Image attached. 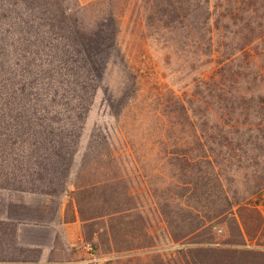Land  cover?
Here are the masks:
<instances>
[{
  "label": "trees",
  "instance_id": "16d2710c",
  "mask_svg": "<svg viewBox=\"0 0 264 264\" xmlns=\"http://www.w3.org/2000/svg\"><path fill=\"white\" fill-rule=\"evenodd\" d=\"M21 1L29 10L37 5L39 18L60 32L61 52L32 51L27 72L17 81L12 73L0 89V188L60 199L97 91L122 55L121 17L135 9L114 5L101 14L92 9L97 2L71 11L61 0ZM146 3L143 28L191 36L194 72L215 65L182 90L135 71L123 53L119 85L106 94L117 127L92 132L65 218L82 221L93 251L114 255L108 264H264V243L247 238L264 237V213L251 198L264 189V158L244 195L224 175L227 163L246 166L250 151L264 157V0ZM6 47L0 75L11 66L6 50L17 52ZM153 211L178 244L172 253L158 247ZM8 218L0 214V264H30L27 253L39 260L40 248L25 244L16 218ZM217 223L229 228L225 241ZM2 254L13 257L4 262Z\"/></svg>",
  "mask_w": 264,
  "mask_h": 264
},
{
  "label": "rangeland",
  "instance_id": "374dc122",
  "mask_svg": "<svg viewBox=\"0 0 264 264\" xmlns=\"http://www.w3.org/2000/svg\"><path fill=\"white\" fill-rule=\"evenodd\" d=\"M63 6L71 11L77 9L78 3L81 5H86L91 2H97L92 9L100 13L102 9L104 12H108L109 7L114 5L116 9H120L122 6L129 7L130 9H135L133 13L131 11H126L122 18V31L120 34V47L123 53L126 55V62L135 71H141L147 76L153 77L155 81H161L162 83H170L177 89L188 90L194 85V78L199 71L205 69L206 73H210L215 63L206 64L196 72L193 71V64L195 62L193 53V42L191 36L189 38H182L181 36H176L175 38L168 37L162 32L154 33L149 29L143 28L142 25L147 24L148 18H146L145 13L147 9L146 0H61ZM36 9V10H35ZM42 10L38 8L37 5L33 6L32 10H29L23 1L21 0H0V54L4 45L13 44L17 52L13 53L6 50L4 53L11 54L9 61L7 58L5 60L11 66L4 67L7 69V73L0 75L2 82H0V89L9 82L8 77L15 73V81L20 80V74L25 69V63H27V56L29 57L32 51H36L44 57H50L56 53H60L61 49L57 48L59 45L60 32L53 30V27L48 26L46 19L39 18ZM95 11H91L94 13ZM90 14V12H88ZM186 41V43H185ZM26 49V50H25ZM10 50V49H9ZM122 55L119 53L117 55L118 65L112 71L108 73L103 85L97 91L94 102L88 113L85 128L83 130L82 136L79 140V149L75 155V161L72 168V172L69 175L66 190L63 194L64 198L68 196L73 188V182L77 175L79 165L81 163L84 152L88 148L90 137L92 132L96 128H101L105 131L114 132L118 118L113 113L112 107L106 99V94L111 93L112 90H116L120 81V69L122 63ZM8 57V56H7ZM42 57V56H40ZM50 69V68H49ZM17 75V78H16ZM119 103V100L116 101ZM0 106L1 103H0ZM260 150L250 151V160L248 159L246 166L234 167L231 163H227L224 167V175L226 176L225 182L227 187L232 190H239L244 195V189L253 183L255 174H259L263 170L258 164V159L264 158ZM243 156L241 155V158ZM236 159V158H235ZM246 161V160H244ZM238 163V159H236ZM45 194H31L23 193L19 190L13 188H0V214L2 217H6L9 213L16 211L12 206V202H20L22 199L26 200L28 203H32L34 207L41 206L45 203L50 205L53 204L52 201H48ZM259 204L260 208L264 213V189L258 194L251 197ZM245 200L242 203L247 204ZM10 203V206H9ZM249 204V203H248ZM24 210H18L13 212L15 215H24L22 219L27 220V218H33L32 213L23 212ZM246 215H250V211H244ZM151 215V230L158 232L160 235L159 248L162 252L172 253L178 246L177 243L168 238V232L164 231L163 220L161 219L158 212H150ZM80 224L78 226L67 227L65 225H57L59 232L62 233L64 240L67 243V239L72 238V240L79 239ZM43 226V225H42ZM251 229L255 230L254 225L250 224ZM223 230L220 231L219 229ZM217 239L219 241H225L229 237V228L226 224L217 223L215 226ZM44 231L48 232V228H44ZM257 235L255 238H248V243L250 245H259V243H264V237H259ZM196 239V238H195ZM69 244V243H68ZM88 245V246H87ZM84 247L83 243L77 242V246H62L58 254H54L53 257L57 259H64L50 262V248H46L44 255L41 256L37 261L35 254L27 253L25 257L31 260L30 264H108L113 254H106L99 250L98 252L93 251L92 246L89 243ZM17 253V252H16ZM5 257L4 262H7L9 257L12 255L2 254ZM23 256V254H22ZM65 259L71 260L70 262H65Z\"/></svg>",
  "mask_w": 264,
  "mask_h": 264
},
{
  "label": "crops",
  "instance_id": "0c3cea01",
  "mask_svg": "<svg viewBox=\"0 0 264 264\" xmlns=\"http://www.w3.org/2000/svg\"><path fill=\"white\" fill-rule=\"evenodd\" d=\"M46 198L49 199L48 201H52L53 204L50 205L48 203H45L41 206L34 207L32 203H28L24 199H22V201H20L19 203L18 202L12 203L13 207L11 208L17 206L19 209L24 210L23 212L32 213L31 217L33 218H27L29 222H26L27 220L22 219L24 215L21 214L15 215L13 212L16 211L9 213V215H13V217L16 218L15 221L19 223V226L21 227L19 232L23 235L22 237L25 244L27 243V245L29 246H33V247L37 246V248H40L41 256L44 255L46 248H50L49 260L50 262H53L60 260V259L56 260L53 257V255L56 253L58 254L60 252L58 250H60L62 246H67L68 249L69 246H77V242L81 241L84 247H86L87 242L85 241L83 235L82 221L80 219L67 220L65 218L67 205L70 200V195L68 194L66 198L62 196L60 199L52 198L50 196H47ZM24 203L26 204V206L22 205ZM5 219L7 220L9 219L8 215H6ZM78 223L80 224L79 239L75 241L72 240V238H70L67 239V243H66L62 233L59 232L57 225L59 224V225H65L67 227H72V226H78ZM44 228H48L49 229L48 232L44 231L43 230ZM67 261L70 262L71 260L65 259V262Z\"/></svg>",
  "mask_w": 264,
  "mask_h": 264
},
{
  "label": "built area",
  "instance_id": "2783aa9c",
  "mask_svg": "<svg viewBox=\"0 0 264 264\" xmlns=\"http://www.w3.org/2000/svg\"><path fill=\"white\" fill-rule=\"evenodd\" d=\"M219 230H220V231H222L223 229H222V228H220ZM89 245H90V244H89ZM91 248H92V247H91Z\"/></svg>",
  "mask_w": 264,
  "mask_h": 264
}]
</instances>
